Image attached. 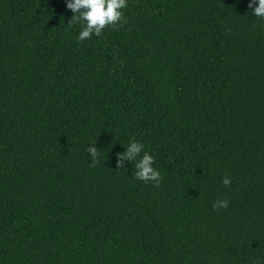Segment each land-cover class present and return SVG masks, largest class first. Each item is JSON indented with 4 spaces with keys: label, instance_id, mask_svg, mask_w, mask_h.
<instances>
[{
    "label": "trees",
    "instance_id": "1",
    "mask_svg": "<svg viewBox=\"0 0 264 264\" xmlns=\"http://www.w3.org/2000/svg\"><path fill=\"white\" fill-rule=\"evenodd\" d=\"M248 5L127 0L78 41L66 0H0V264H264V20ZM133 139L159 187L117 167Z\"/></svg>",
    "mask_w": 264,
    "mask_h": 264
},
{
    "label": "clouds",
    "instance_id": "2",
    "mask_svg": "<svg viewBox=\"0 0 264 264\" xmlns=\"http://www.w3.org/2000/svg\"><path fill=\"white\" fill-rule=\"evenodd\" d=\"M66 7L71 10L73 16L69 25L73 22L81 24L82 27L77 35L78 41L91 39L93 35L100 37L106 26L115 27L123 17V9L127 7V0H66ZM249 9L255 17L264 20V0H249ZM87 153L92 158V163L98 162V149L95 144L86 146ZM123 154L118 155L117 167L123 169L125 162L135 163V178L144 182H153L159 187L163 179L160 171L154 167L155 157L145 150V146L138 140H130L125 145ZM143 153V155H141ZM231 178L223 179L227 188L230 186ZM216 209H227V200H217L214 205Z\"/></svg>",
    "mask_w": 264,
    "mask_h": 264
}]
</instances>
